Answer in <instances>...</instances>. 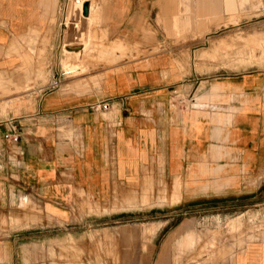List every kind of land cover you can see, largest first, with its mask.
<instances>
[{
  "label": "crops",
  "instance_id": "1",
  "mask_svg": "<svg viewBox=\"0 0 264 264\" xmlns=\"http://www.w3.org/2000/svg\"><path fill=\"white\" fill-rule=\"evenodd\" d=\"M93 1L86 17L99 20L108 38L144 53L159 44V55L123 60L105 72L98 64L88 73H78L81 64L69 66L66 56L62 68L47 65L50 87L16 97L8 110V102L0 105L7 112L0 118V264H51L56 241L86 246L88 232L111 231L113 219L155 209L172 216L203 199L245 206L264 192V66L216 62L208 57L215 47L209 25L199 29L222 8L235 10L237 1ZM62 4L0 0V72L21 65L24 40L53 35ZM172 6L191 10L180 18L190 29H166ZM203 12L212 14L196 15ZM55 80L58 87L51 86ZM104 100L106 110L91 107ZM10 125L20 132L15 143L4 138ZM170 220L144 222L142 232L155 243L168 229L159 239L165 247L171 231L184 229L182 220ZM185 236L192 243L193 230ZM252 237L222 264H264V225ZM158 257L167 261L165 248Z\"/></svg>",
  "mask_w": 264,
  "mask_h": 264
},
{
  "label": "rangeland",
  "instance_id": "2",
  "mask_svg": "<svg viewBox=\"0 0 264 264\" xmlns=\"http://www.w3.org/2000/svg\"><path fill=\"white\" fill-rule=\"evenodd\" d=\"M225 1L220 2L224 4ZM235 1L237 5L233 11L222 8L223 10L217 14L208 12L196 14L200 18L206 14L214 15L213 22L199 23V29L203 28L201 26H205L206 29L209 25L214 36V51L208 57L216 62H225V65L232 69L263 67L264 4L262 2L264 0ZM241 1L245 3L239 4ZM92 2L94 4L93 0ZM168 8H170L166 23L168 31L191 28L190 22L180 20L181 15L191 14V10L184 11L182 10L184 7L181 6ZM194 8L198 9L197 6ZM78 13H80L79 7L77 9L70 3L67 14L64 15L61 9L59 19L53 22L57 26L53 35L50 30L41 31L36 33V37L24 40L26 54L22 57L21 65L17 69L0 72L2 76L0 105L5 101L8 102V110L16 97L31 93L38 88L50 87L47 85V65L51 61L60 62L61 65V59L66 56L69 66L75 63L81 64L82 69L78 73H88L90 67L98 64H102L105 72L123 60H139L159 55L156 53L159 44L151 53H144L136 45L123 39L108 38L106 32L100 28L99 20L88 19ZM174 20L177 22V27L172 26ZM120 40L124 43L123 48L117 47ZM170 40L175 42L180 38ZM50 48L56 49L55 58L50 54ZM186 56L191 59V54ZM206 57V53L201 55V58ZM39 68L42 70V76L38 73ZM64 69L65 67L62 69L63 72ZM40 79H43L41 83L38 82ZM60 83L58 81V84L54 85L53 82L51 86L58 87ZM4 107L5 105L0 107V118L7 113H3ZM227 201L203 199L194 202L193 206L191 203H184L180 214H172V216L167 214L165 209L162 211L155 209L157 213H136L133 219H121L117 220L118 222L113 219L114 222L110 224L117 227L111 231L103 229L88 232L86 246L76 244L74 239L66 240V243L63 240L56 241L54 258L50 262L51 264H222L224 256H228L235 248L253 238L252 235L257 229L264 225V192L257 198L248 200L245 206L230 207L232 204ZM141 203L142 208L150 205L149 200ZM170 217L172 224L182 220L184 229L180 235H175L174 230L171 231L172 239L167 240L169 244L165 247L159 246V239L163 233L169 232L168 229L162 231L155 243L152 241V234L142 232L146 227L144 222H160ZM108 218L109 216H104L103 222H110ZM123 224L127 225L122 226ZM148 226L157 228L159 225ZM128 228L130 232H127ZM190 229L194 232L192 243L185 236ZM128 241L134 242V245H128ZM160 248H165L167 261H159Z\"/></svg>",
  "mask_w": 264,
  "mask_h": 264
},
{
  "label": "built area",
  "instance_id": "3",
  "mask_svg": "<svg viewBox=\"0 0 264 264\" xmlns=\"http://www.w3.org/2000/svg\"><path fill=\"white\" fill-rule=\"evenodd\" d=\"M86 0H63V4H62V10L64 12V15L67 14V9L69 8V4L72 3L74 6L79 7L80 10H82V6L84 4ZM65 25V23H64ZM66 26V25H65ZM58 84V80L54 81V85ZM109 106V101L108 100H104L101 102H97L94 103L91 107L93 109H102V110H106ZM20 136V132L19 129L17 128L16 125H10L9 129L4 133V138L11 142V143H15L18 141Z\"/></svg>",
  "mask_w": 264,
  "mask_h": 264
},
{
  "label": "water",
  "instance_id": "4",
  "mask_svg": "<svg viewBox=\"0 0 264 264\" xmlns=\"http://www.w3.org/2000/svg\"><path fill=\"white\" fill-rule=\"evenodd\" d=\"M88 13H89V1H85L82 6V14L86 16L88 15Z\"/></svg>",
  "mask_w": 264,
  "mask_h": 264
}]
</instances>
